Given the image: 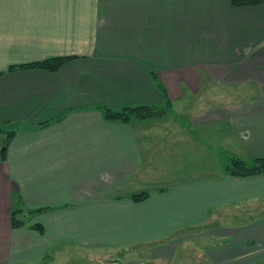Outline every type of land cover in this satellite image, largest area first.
I'll return each instance as SVG.
<instances>
[{
  "label": "crops",
  "instance_id": "obj_1",
  "mask_svg": "<svg viewBox=\"0 0 264 264\" xmlns=\"http://www.w3.org/2000/svg\"><path fill=\"white\" fill-rule=\"evenodd\" d=\"M54 57L74 58L56 72L9 70ZM0 73V126L24 127L0 161V264L132 252L218 221L225 208L264 207V174L234 177L221 164L228 152L264 156V4L0 0ZM153 73L169 115L104 118L98 107L165 105ZM246 82L258 87L235 88ZM142 191L147 200L130 199ZM22 208L42 212L13 228ZM250 221L215 232L232 240L206 248L210 264H264V215Z\"/></svg>",
  "mask_w": 264,
  "mask_h": 264
},
{
  "label": "rangeland",
  "instance_id": "obj_2",
  "mask_svg": "<svg viewBox=\"0 0 264 264\" xmlns=\"http://www.w3.org/2000/svg\"><path fill=\"white\" fill-rule=\"evenodd\" d=\"M236 87L239 89L257 88L258 86L253 82H246L239 85L236 84L235 88ZM228 88L231 89V87ZM232 92L231 90L228 94L225 93L222 95L227 100V103H232L235 101V98H237V95L232 94ZM240 96L241 95H238V97ZM243 97L247 98V95H243ZM229 156H231L229 152L226 157L223 156L221 161L223 166L226 164ZM245 160H249L248 162L245 161L248 164H252L254 161V159ZM225 209V212H223L218 221L211 222L205 225V227L202 226L190 232L177 233V235L164 239L158 243L148 244L145 247H138L135 251L125 252L118 249L109 251H107V249H105V251H72V253L64 255L68 257L63 264H106L108 262L111 263L113 260L119 261L122 264H138L136 262H156L158 264H210V260H208L206 256V248L219 245L224 246L225 244H229L232 240L231 233L228 234L227 237H219L215 232L224 233L225 231L230 232V230L243 228L248 225L247 223H252L250 220H255L256 217L259 218L264 215V207L260 208L254 215L245 214V207H228V209ZM160 248H162V250L168 249L166 251L167 255L161 256L156 254Z\"/></svg>",
  "mask_w": 264,
  "mask_h": 264
},
{
  "label": "trees",
  "instance_id": "obj_3",
  "mask_svg": "<svg viewBox=\"0 0 264 264\" xmlns=\"http://www.w3.org/2000/svg\"><path fill=\"white\" fill-rule=\"evenodd\" d=\"M230 3L235 8L245 7H257L264 4V0H230ZM74 57H54L43 61L29 63L20 66H13L9 70H46L51 72L59 71L66 63L73 60ZM2 73H0L1 75ZM153 78L157 82L159 90L163 93L165 98V105L162 107L158 106H127L120 110H115L109 107H98L103 113V116L108 121L129 123L133 120H144L154 117H163L171 113V102L168 98L167 90L163 83L158 79V76L153 73ZM55 119V121L60 120ZM50 123H43L38 127L48 126ZM24 127L16 129H7L0 126V161H5L6 152L8 145L12 138L23 130ZM226 171L229 175L239 178H246L264 174V156L256 157L252 164H248L245 161L235 156H229L226 164ZM150 196L148 191H142L134 193L130 196V199L134 202H143ZM42 210H29V209H18L14 210L12 214V225L13 228H19L27 224L28 216L34 215ZM32 228L40 233H44V229L40 224L32 225Z\"/></svg>",
  "mask_w": 264,
  "mask_h": 264
},
{
  "label": "water",
  "instance_id": "obj_4",
  "mask_svg": "<svg viewBox=\"0 0 264 264\" xmlns=\"http://www.w3.org/2000/svg\"><path fill=\"white\" fill-rule=\"evenodd\" d=\"M111 263H112V264H121V262L116 261V260H113Z\"/></svg>",
  "mask_w": 264,
  "mask_h": 264
}]
</instances>
